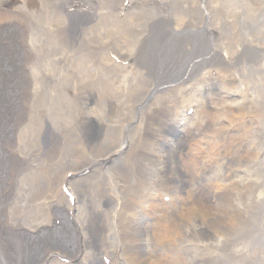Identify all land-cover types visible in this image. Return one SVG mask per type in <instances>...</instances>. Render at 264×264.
<instances>
[{"label":"bare ground","instance_id":"6f19581e","mask_svg":"<svg viewBox=\"0 0 264 264\" xmlns=\"http://www.w3.org/2000/svg\"><path fill=\"white\" fill-rule=\"evenodd\" d=\"M23 2L37 25L44 18L43 27L56 26L62 47L77 49V43L92 41L94 69L99 73L75 84L72 69L59 76L44 68L48 79H33L30 84L35 98L59 107L78 101L76 110L69 111L85 147L80 161L71 165L73 170L61 182L55 180L51 189L48 181L41 185L33 168L25 176L18 211L7 212L6 222L37 229L51 222L49 208L54 202L73 211L81 237L77 256L50 250L39 264H105L106 258L112 264H264V209L248 214L242 200L249 195L246 192L264 185V7L257 24L247 20L239 29L233 16L225 17L235 9L223 0H47L40 11ZM21 5L12 4L5 14L18 12ZM70 55L73 60L77 54ZM125 66L131 70L120 83L116 69ZM73 91L75 96L64 103V96H72ZM179 94L173 115L170 102ZM247 112L260 116L259 129L245 125ZM69 119L62 129L74 132ZM48 139L46 132L44 140ZM27 149L28 155L36 151ZM207 159L211 163L205 166L202 161ZM106 165L113 168L110 185L89 192L95 181L91 169ZM181 172L184 184L192 189L200 176L204 178L203 189L197 190L200 196L193 198L198 201L194 211L184 205L189 204L192 190L183 193L174 180L173 175ZM171 191L168 194L179 197L177 205L159 201L160 192ZM261 191L255 199L264 203V186ZM160 204L164 210L158 215ZM233 206L239 212L225 210ZM171 208L176 229L163 220ZM136 214L151 220L146 226L153 231L147 239L152 241L147 257L142 252L145 227H138ZM179 226L185 230L183 237H177ZM256 235L260 245L234 243ZM189 241L197 243L191 249L205 252L199 261L189 255L191 249L185 245ZM8 253V246L0 241V264H14Z\"/></svg>","mask_w":264,"mask_h":264},{"label":"rangeland","instance_id":"374dc122","mask_svg":"<svg viewBox=\"0 0 264 264\" xmlns=\"http://www.w3.org/2000/svg\"><path fill=\"white\" fill-rule=\"evenodd\" d=\"M46 1L47 0H26V5L29 9L30 7L32 9L37 8V10L39 9L40 11L41 7L44 5L43 3ZM208 1L216 2V0ZM223 1L229 5L231 9H235L234 14L227 13L225 17L233 16L239 29L247 20L254 19V24H257L258 20H261L262 11L260 9L264 7V3L259 4L255 0H251V3L243 0ZM18 2H22L18 12L6 15L5 11L9 9L12 4ZM24 6L23 0H0V7L4 9L0 11V241L8 246V255L12 257L14 264H17L20 260H22V264H39L44 260V257L50 250L60 251L71 258L77 256L81 247V237L73 211L69 209L65 203L54 202L49 208L50 213L53 215L51 222L48 224H41L37 229H32L25 225L16 227L6 222L7 212L10 209L18 211V198L20 192L26 187L25 181L27 179L25 176L29 177L33 168L37 170L38 178L43 181L41 185L45 186L44 181H48L46 183L50 186L49 189H51L55 180L60 179L59 182H61L63 175L70 172L69 169L73 170V168H70L71 165L76 160L80 161L85 147L82 146L80 138L76 135L74 117L69 111L76 110L75 106L78 101L76 100L73 104H64L62 107H59L50 100L42 97L35 98V94L33 93L32 95L30 93V84L33 79L37 82L48 79L44 77V68L48 69L47 71L49 74L55 71L59 76L63 75L64 72L70 73L69 71L72 69L75 78H71V83L75 82V84H77V80L81 81L91 77L93 74L98 75L99 73H95L94 69L96 58L93 57L90 46L92 41H87L86 44H82V42L77 43V49L67 48V45L62 47L61 37L56 30V26L54 25V27H51V25L47 24L48 28L43 27L44 18L41 24L37 25L32 17H29ZM9 15H11V17H8ZM253 27L257 28L256 25ZM220 42L219 40L218 44ZM71 52L77 54L73 60L70 59ZM79 70H82V72H78ZM116 70L120 71L121 75L119 76L120 78L122 77L121 79L123 80L120 83H123L125 76L129 75L131 69L125 66V69L123 67H118ZM53 84L55 85V83ZM212 86L214 85L212 84ZM192 89L193 86L190 87V91ZM213 89L211 88V90ZM203 90L206 93L211 92L208 88H203ZM65 92L67 93L66 90ZM71 94L72 96L69 94L64 96V103L68 96L71 98L75 96L74 91L71 92ZM183 94L185 93H182V95ZM250 94L253 96V93ZM238 95L242 94L238 92ZM32 96L33 99L27 101L28 97ZM232 96L233 98H237V93H234ZM180 100L181 97L179 94L176 96V99L172 98L170 102V105L173 104V115ZM89 105H91V102ZM191 110L193 111V109ZM98 112L97 110V113ZM65 114L69 116H65ZM189 116L194 117L190 112ZM258 116L259 115L255 117L253 113L247 112L244 118L245 125L247 127L255 126L259 129L260 116ZM68 119L69 127L75 128L74 132L67 131V128L62 129V126ZM182 126L183 124L180 125V127ZM48 129L50 131H48ZM231 130H233V127H231ZM46 132L49 133V139L51 136L54 137V142L52 144L49 142V139L48 141L44 140ZM199 132H201L200 134L203 133L200 129ZM177 139L175 137V140ZM27 147H32L36 149L37 152L31 149L32 152L28 155ZM166 147L169 148L170 146L166 145ZM173 148L176 150L177 144L174 143ZM210 161V159L206 161L203 160L202 164L205 163V166H207L211 163ZM91 171L92 176L95 178V181L88 189L91 193L100 192L103 188L108 187L114 177L113 168L109 165L104 166V168H92ZM239 173H243V175L246 176V173L243 171H239ZM207 174L210 175L211 170H208ZM173 177L180 191L188 194V192L192 190V195L189 194L191 195L189 204L185 201L184 205L187 206L189 212L194 211L198 201H193V198L194 196L196 198L200 196L201 192L197 190L199 187L200 190L203 189L204 178L200 176L198 180L200 183L197 182L196 185H194V189H192L188 182H186V185L184 184L185 177L182 172L173 175ZM165 178L168 179V181L170 179L167 170ZM262 178L264 180V176H262ZM97 184H101V186H97ZM263 186L259 187L254 192H252V190L246 192L249 193L247 197H241L245 202L243 207L245 206L244 209L246 213L250 214L258 208L264 209V203L255 199V195L261 194ZM168 193L173 192H160L159 201L162 200L167 203V205L176 202L177 205L179 197ZM121 197L122 195L118 192V198ZM248 200H250V203ZM148 201L149 196L143 199L142 206L144 207L145 202ZM236 202L237 201L233 204L237 205ZM107 206L108 204H105L102 207ZM224 207L225 206H223V208ZM235 207L236 206H233V209L231 207H226L225 210L228 212H239ZM163 210L164 206L160 204L157 209L158 215L161 214ZM172 210L173 208L168 209L169 217L162 219L167 222L169 221L168 225L171 228H175L178 224L176 220L172 222V218L170 217ZM255 218L258 220L259 217ZM137 219L140 221L138 227H145L141 230L145 239L142 252L147 257V254H149V246L152 245V241L147 239L153 236V231L147 229L146 226L151 220L148 216L140 217L139 214L135 215L134 221ZM164 221L162 222L163 224L166 223ZM116 224L117 223L113 221V225L116 226ZM129 233H132V231ZM177 235V237H183L185 235V230L181 229V226L177 228ZM257 238H259L258 235L255 236V239L241 237L236 239L234 243L239 246H247L250 242L256 244L255 240ZM153 239L152 237V240ZM185 245L187 248L191 249L196 246L197 243L189 241L185 243ZM221 251L223 252V250ZM204 253L203 250L197 251L196 249H191L189 255L191 254L194 260L197 259L199 261L202 257L199 255ZM75 259L76 258H74V261ZM104 261L105 264H112V259L106 258ZM77 263L78 262H75V264Z\"/></svg>","mask_w":264,"mask_h":264}]
</instances>
